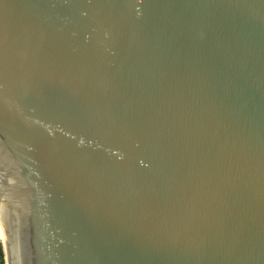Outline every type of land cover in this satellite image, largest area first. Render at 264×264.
Returning <instances> with one entry per match:
<instances>
[{"label":"water","instance_id":"obj_1","mask_svg":"<svg viewBox=\"0 0 264 264\" xmlns=\"http://www.w3.org/2000/svg\"><path fill=\"white\" fill-rule=\"evenodd\" d=\"M0 226L9 264H264V0H0Z\"/></svg>","mask_w":264,"mask_h":264},{"label":"bare ground","instance_id":"obj_2","mask_svg":"<svg viewBox=\"0 0 264 264\" xmlns=\"http://www.w3.org/2000/svg\"><path fill=\"white\" fill-rule=\"evenodd\" d=\"M0 239L2 240V243H3L5 264H9L8 249H7L6 241H5L1 226H0Z\"/></svg>","mask_w":264,"mask_h":264},{"label":"trees","instance_id":"obj_3","mask_svg":"<svg viewBox=\"0 0 264 264\" xmlns=\"http://www.w3.org/2000/svg\"><path fill=\"white\" fill-rule=\"evenodd\" d=\"M0 242H1V245L3 246V243L1 240H0ZM1 245H0V254L2 253ZM3 252H4V249H3ZM4 264H5V259H4Z\"/></svg>","mask_w":264,"mask_h":264},{"label":"rangeland","instance_id":"obj_4","mask_svg":"<svg viewBox=\"0 0 264 264\" xmlns=\"http://www.w3.org/2000/svg\"><path fill=\"white\" fill-rule=\"evenodd\" d=\"M1 240V239H0ZM2 241V240H1ZM0 245H1V242H0ZM1 247H2V245H1ZM3 264H4V260H3Z\"/></svg>","mask_w":264,"mask_h":264},{"label":"flooded vegetation","instance_id":"obj_5","mask_svg":"<svg viewBox=\"0 0 264 264\" xmlns=\"http://www.w3.org/2000/svg\"><path fill=\"white\" fill-rule=\"evenodd\" d=\"M0 264H3V262H2V261H0Z\"/></svg>","mask_w":264,"mask_h":264}]
</instances>
